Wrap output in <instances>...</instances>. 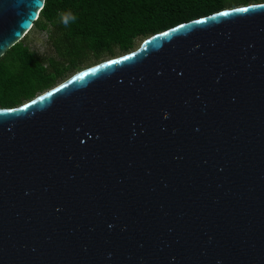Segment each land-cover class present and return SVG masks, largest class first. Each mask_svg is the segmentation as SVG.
I'll return each mask as SVG.
<instances>
[{"label":"water","instance_id":"water-1","mask_svg":"<svg viewBox=\"0 0 264 264\" xmlns=\"http://www.w3.org/2000/svg\"><path fill=\"white\" fill-rule=\"evenodd\" d=\"M42 5L0 0V57ZM0 264H264V3L0 109Z\"/></svg>","mask_w":264,"mask_h":264},{"label":"trees","instance_id":"trees-1","mask_svg":"<svg viewBox=\"0 0 264 264\" xmlns=\"http://www.w3.org/2000/svg\"><path fill=\"white\" fill-rule=\"evenodd\" d=\"M264 0H43L28 32L0 57V109L16 108L74 73L134 51L145 38L222 10ZM77 20L64 27L59 12ZM45 34L46 50L27 36Z\"/></svg>","mask_w":264,"mask_h":264},{"label":"rangeland","instance_id":"rangeland-1","mask_svg":"<svg viewBox=\"0 0 264 264\" xmlns=\"http://www.w3.org/2000/svg\"><path fill=\"white\" fill-rule=\"evenodd\" d=\"M26 40L30 50H33L38 54H42L43 52H45L46 45L44 33L32 32L28 34Z\"/></svg>","mask_w":264,"mask_h":264},{"label":"clouds","instance_id":"clouds-1","mask_svg":"<svg viewBox=\"0 0 264 264\" xmlns=\"http://www.w3.org/2000/svg\"><path fill=\"white\" fill-rule=\"evenodd\" d=\"M58 16L63 26L66 28L69 27L72 23H74L77 20V16L74 15L70 10L59 12Z\"/></svg>","mask_w":264,"mask_h":264},{"label":"snow or ice","instance_id":"snow-or-ice-1","mask_svg":"<svg viewBox=\"0 0 264 264\" xmlns=\"http://www.w3.org/2000/svg\"><path fill=\"white\" fill-rule=\"evenodd\" d=\"M165 35H167V34H165ZM85 75H88L87 73H85ZM84 77L83 76H81V77H77L76 79H78V80H81V79H83ZM43 99V98H42Z\"/></svg>","mask_w":264,"mask_h":264}]
</instances>
